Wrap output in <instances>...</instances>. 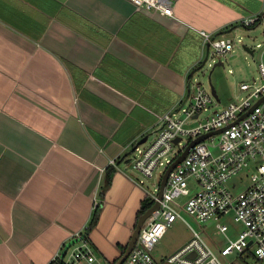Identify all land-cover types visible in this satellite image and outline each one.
<instances>
[{
	"label": "crops",
	"instance_id": "crops-1",
	"mask_svg": "<svg viewBox=\"0 0 264 264\" xmlns=\"http://www.w3.org/2000/svg\"><path fill=\"white\" fill-rule=\"evenodd\" d=\"M168 1L172 17L128 0H0V264H50L93 198L88 264L122 255L148 193L133 146L189 94L202 32L230 38L264 2Z\"/></svg>",
	"mask_w": 264,
	"mask_h": 264
},
{
	"label": "built area",
	"instance_id": "built-area-1",
	"mask_svg": "<svg viewBox=\"0 0 264 264\" xmlns=\"http://www.w3.org/2000/svg\"><path fill=\"white\" fill-rule=\"evenodd\" d=\"M128 2L137 11L165 17L173 15L168 0ZM261 14L264 17V10ZM258 19L260 15L243 24L249 26ZM202 36L204 48L206 51L211 49L215 57L233 51L230 38L204 32ZM214 61L217 62L215 58L212 59ZM257 65V76L239 82L235 99L220 109L209 108L212 103H219V98H214L211 91L196 83L194 93L189 89L185 99L159 118L153 139L149 143L145 140L133 146L132 168L138 174L152 178L154 172L160 169L157 187L154 192L147 193L154 202L167 167L190 141L211 133L190 147L182 161L169 172L158 208L145 220L132 249L120 264H157L152 251L167 228L176 219H182L181 211L204 224L202 232L206 225H213L224 233L226 226L219 221L225 215L232 216L235 222L242 225V229L234 240L228 239L222 251L209 246L202 234L191 229L192 239L169 256L168 262L230 264L225 263L220 255L224 258L233 253H247L264 264V49L261 50ZM207 110H210V116L201 117ZM218 130L222 131L213 133ZM176 138L178 141L174 142ZM231 179L233 183H229ZM244 180L246 185H243ZM142 183L139 179L138 184ZM193 189L195 191L190 195ZM186 196L183 202L178 200ZM104 203L101 199L93 198V210L101 208ZM86 229L65 242L53 255L50 264H88L96 261Z\"/></svg>",
	"mask_w": 264,
	"mask_h": 264
},
{
	"label": "rangeland",
	"instance_id": "rangeland-1",
	"mask_svg": "<svg viewBox=\"0 0 264 264\" xmlns=\"http://www.w3.org/2000/svg\"><path fill=\"white\" fill-rule=\"evenodd\" d=\"M229 37L233 41V51L225 56L215 57L213 51L211 49L208 50L207 60L200 68L195 70L189 86L191 93H194L196 83H200V85L207 91H210V85L213 86L220 102L212 103L209 107L212 110L223 108L235 99L239 82L251 80L257 76V64L260 60L261 50L264 49V17L260 14V23L256 27L252 29L239 27L237 30L229 34ZM256 44L258 45L256 46ZM259 45L260 48H258ZM244 46L253 50V53L250 54L246 52ZM214 58L216 61L219 59L223 62V65L213 67L215 61L212 62V59ZM229 69L231 72H229ZM203 116H210V110L204 112L201 117ZM183 117L184 116H182V118ZM147 141L148 142L146 143H149L151 138ZM129 156L132 160V153H130ZM131 160L128 164L136 175L135 179H137V183L138 180L141 179L143 182L141 185L144 189L149 193L154 192V189L158 185L160 169H157L154 172L152 178H144L132 168ZM229 183H233V179H231ZM244 184H247L246 180L243 181V185ZM195 189L191 191L190 195L194 193ZM187 197L188 196L180 197L178 200L183 202ZM181 217L182 219H176L167 228L166 232L153 249L152 256L157 264H177L175 262H168L167 258L174 255L182 246L192 239L193 235L191 229L202 234L203 239L209 246L214 249H219L220 251H222L223 247L228 243V239L234 240L237 237L238 232L242 229V225L235 222L230 215H225L219 221L223 222L226 226L224 233L219 232L213 225H206L202 232V226L204 224L198 223L193 217L182 211ZM220 258L223 259L225 263L230 264H260L254 259L252 254L248 255L247 253L241 255L233 253L226 255L224 258H222L221 254Z\"/></svg>",
	"mask_w": 264,
	"mask_h": 264
},
{
	"label": "water",
	"instance_id": "water-1",
	"mask_svg": "<svg viewBox=\"0 0 264 264\" xmlns=\"http://www.w3.org/2000/svg\"><path fill=\"white\" fill-rule=\"evenodd\" d=\"M244 50L246 52L250 53V54L253 53V50L249 49L246 46H244ZM220 65H223V62L218 60L217 62H215L213 64V67L214 66H220ZM210 91H211V94L214 96V98L218 99L216 91H215V89L213 88L212 85H210ZM262 99H264V97ZM245 115L246 114L242 115L241 118L244 117ZM220 131H222V130H218V131H215L213 133H218ZM209 135H211V133H207V134L201 135L198 138H196L195 140L190 141L188 143V145L185 147L184 151L181 154H179L177 156V158L167 167V169L163 173V175L161 177V180H160V184H159V188H158V192H157V199L152 203V205L148 209H146L141 215L138 216L136 224H135L134 229L132 231V234L130 236V239H129V241H128V243H127V245H126V247H125V249H124V251L122 253V255L115 261V264H120L124 260V258L128 255V253L130 252V250L132 249V247H133V245H134V243L136 241V238L138 236V233H139L143 223L149 217L151 212L158 208V206H159L158 201L161 199L162 191H163V188L165 186L166 179H167V176H168L169 172L175 167V165L177 163L182 161V159L185 157V155L187 154V152H188L190 147H192L194 144L198 143L199 141L204 140ZM145 139L146 138H143L139 143H142L143 141H145ZM177 141H178V138H176L174 142H177ZM190 256H193V254H191Z\"/></svg>",
	"mask_w": 264,
	"mask_h": 264
},
{
	"label": "trees",
	"instance_id": "trees-1",
	"mask_svg": "<svg viewBox=\"0 0 264 264\" xmlns=\"http://www.w3.org/2000/svg\"><path fill=\"white\" fill-rule=\"evenodd\" d=\"M260 23V19L256 20L253 24L247 26L248 29H252L254 27H256L258 24ZM108 173H107V177H106V184H108L110 182V173L113 171L112 168H108ZM153 201L148 197L145 196L143 202L141 203L140 209L138 211V216L141 215L146 209H148L151 205H152ZM99 207L96 208L95 210H93V213L91 215V219L90 222L87 226L86 229V233L89 232V230L95 225L97 217H98V213H99Z\"/></svg>",
	"mask_w": 264,
	"mask_h": 264
}]
</instances>
